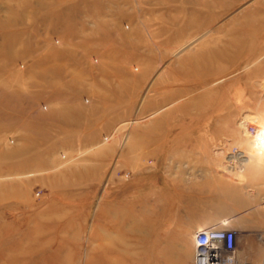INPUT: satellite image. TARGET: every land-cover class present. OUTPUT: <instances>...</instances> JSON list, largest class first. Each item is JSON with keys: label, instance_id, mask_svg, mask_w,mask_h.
Instances as JSON below:
<instances>
[{"label": "rangeland", "instance_id": "obj_1", "mask_svg": "<svg viewBox=\"0 0 264 264\" xmlns=\"http://www.w3.org/2000/svg\"><path fill=\"white\" fill-rule=\"evenodd\" d=\"M259 4L0 0V264H193L205 224L264 264V160L228 188L213 155L264 122Z\"/></svg>", "mask_w": 264, "mask_h": 264}, {"label": "bare ground", "instance_id": "obj_2", "mask_svg": "<svg viewBox=\"0 0 264 264\" xmlns=\"http://www.w3.org/2000/svg\"><path fill=\"white\" fill-rule=\"evenodd\" d=\"M209 3V2H207ZM261 4H259L258 6H256L254 8V11L253 13L254 14H260V13H263L264 12V9L260 6ZM244 17V16H243ZM246 19V18H244ZM242 20V19H241ZM254 23V22H253ZM232 26V25H231ZM253 29H255L254 32H256V35L253 34V38H255L256 40H259V32L258 31H262L264 30V23L260 20H258L257 22L255 21V23L253 24ZM242 31H245L244 28L242 27L241 28ZM218 32V31H217ZM208 33V32H207ZM206 33V34H207ZM205 35V34H204ZM252 35V34H251ZM199 38V37H198ZM199 40V39H198ZM193 42V41H192ZM191 42V44H192ZM189 46V44H188ZM183 47V46H182ZM182 50V49H181ZM180 51V49H179ZM178 52V51H177ZM211 55V54H210ZM259 57V56H258ZM261 59V58H260ZM258 62V60L256 61ZM254 63V62H253ZM255 64V63H254ZM253 64V65H254ZM249 65V64H248ZM252 65V66H253ZM247 68V67H246ZM264 80V79H263ZM223 81V80H222ZM218 82V81H217ZM263 82V81H262ZM216 83V82H215ZM264 86V85H262ZM261 88V87H260ZM264 88V87H263ZM262 88V89H263ZM257 113V112H256ZM253 114V112H252ZM245 114L243 115L241 118H240V121L238 123V125L236 127H238L241 131H242V135H246L245 137L247 138H251V143H250V147H251V150L252 152L251 153H247V150H243V149H237L235 150L234 152L230 153V152H227L226 149H224L223 147L221 146H218L216 151L213 152V155L214 157L218 160L217 163H216V167H215V173L220 176L217 179H215L216 181H219L221 179H223L222 177H224V179H226V181L228 182V188L230 187H236V188H241V184L239 183L240 182V176L241 174L244 172L245 168L247 167V165L249 164V160L251 159V156H254L258 159H261V160H264V122H259L258 121V124H257V127L255 129V133L252 135L250 134L249 132H247L248 130V126L246 125V123L249 122H253L255 119H256V116H254V114ZM258 114V113H257ZM152 116V115H151ZM258 120V119H257ZM260 120V119H259ZM263 121V120H262ZM146 122V121H145ZM140 122H138L137 120L136 121H133L131 123H126V124H123L122 126H125L127 124H139ZM250 126V125H249ZM137 131L136 129L133 131L132 135L133 134H136ZM131 134V133H130ZM248 134V135H247ZM252 135V136H251ZM247 138V139H248ZM110 139V138H109ZM126 139V138H125ZM238 139V138H236ZM106 140V139H105ZM128 140V139H127ZM237 142V140H236ZM125 144V142H124ZM130 147V146H129ZM224 147H226V145H224ZM257 159V160H258ZM252 163V162H251ZM191 169V168H190ZM192 172V171H191ZM194 176V175H193ZM217 176V177H218ZM214 179V178H213ZM213 179H211V181H214ZM221 182V181H220ZM179 185V184H178ZM212 185V184H211ZM206 187V186H205ZM208 188V187H207ZM206 188V189H207ZM226 188V186H225ZM232 188V190H233ZM194 189V190H193ZM191 188L189 186V188H187V194H184V193H179L178 190H174V193L175 195L178 196V201L180 202V204L186 209V211L190 214H193L194 212H196L198 209H197V204L195 202H197L202 195V192H201V189L199 188V185H196L195 188ZM209 190H207L206 193L208 194H213V195H216L217 196V193L220 194L218 192V190L216 191V188H214L213 186H210L208 188ZM186 190V189H185ZM220 190V189H219ZM200 191V192H199ZM224 191V189H223ZM226 191V190H225ZM224 191V192H225ZM230 190H228L229 192ZM249 191V190H247ZM245 191V192H247ZM228 192H225L226 195L228 194ZM230 193V192H229ZM224 194V193H223ZM238 194V193H237ZM225 195V194H224ZM212 196V195H211ZM210 196V197H211ZM234 196V195H233ZM232 196V197H233ZM252 196V194H251ZM214 197V196H212ZM224 197V196H222ZM235 197V196H234ZM237 197V196H236ZM216 199V198H215ZM234 199V198H233ZM237 200V198H235ZM234 199V200H235ZM263 199V198H262ZM158 200V199H157ZM217 200V199H216ZM215 201V200H214ZM216 202V201H215ZM212 203V202H211ZM217 203V202H216ZM215 203V204H216ZM221 203V202H220ZM214 204V203H212ZM214 204V205H215ZM218 204V203H217ZM162 205V204H161ZM221 205V204H220ZM218 205V206H220ZM224 205V204H223ZM223 205H221V207H223ZM216 206V205H215ZM212 208V207H211ZM229 220V219H228ZM229 221H223L222 224H220L221 226L223 225H226L228 224ZM210 226H217V227H220L219 225L217 224H211V225H202L200 227H198V229L200 228H203V227H210ZM179 239V238H178Z\"/></svg>", "mask_w": 264, "mask_h": 264}, {"label": "built area", "instance_id": "obj_3", "mask_svg": "<svg viewBox=\"0 0 264 264\" xmlns=\"http://www.w3.org/2000/svg\"><path fill=\"white\" fill-rule=\"evenodd\" d=\"M250 134L255 133L248 126ZM237 231L210 226L195 231L193 235V264H241L237 257Z\"/></svg>", "mask_w": 264, "mask_h": 264}, {"label": "crops", "instance_id": "obj_4", "mask_svg": "<svg viewBox=\"0 0 264 264\" xmlns=\"http://www.w3.org/2000/svg\"><path fill=\"white\" fill-rule=\"evenodd\" d=\"M234 230H236V229H234ZM236 231H237V237H236L237 256L240 259V257H241L240 254L242 252L241 241H242L243 237H242L241 231H238V230H236ZM242 264H245V263H242Z\"/></svg>", "mask_w": 264, "mask_h": 264}]
</instances>
